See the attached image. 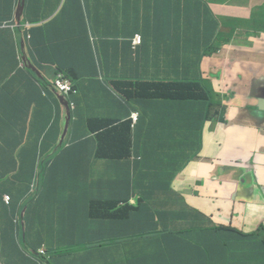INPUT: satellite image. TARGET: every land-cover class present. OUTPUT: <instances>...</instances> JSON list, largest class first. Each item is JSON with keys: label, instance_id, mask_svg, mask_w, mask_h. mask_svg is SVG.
Masks as SVG:
<instances>
[{"label": "crops", "instance_id": "0c3cea01", "mask_svg": "<svg viewBox=\"0 0 264 264\" xmlns=\"http://www.w3.org/2000/svg\"><path fill=\"white\" fill-rule=\"evenodd\" d=\"M46 1L26 0L24 8L31 17L50 15L56 9ZM141 1L139 24L124 27L111 12L96 24L105 31L98 72L89 62L79 66L83 40L62 41L59 27L43 22L26 26L24 14L18 24L17 0H0V14L11 20L0 26V165L11 155L25 159L6 169L31 178L28 189L39 196L29 212L37 219L26 224L29 235L45 232L49 249L39 263L11 233L0 237V264H264L263 236L255 234L264 224V0ZM62 27L83 29L72 18ZM135 33L141 43L134 46ZM59 64L80 84L68 95L75 107L60 144L66 111L52 88L65 73ZM114 73L155 85L131 100L125 85L110 83ZM181 83L189 84L170 91ZM215 111L226 121L215 120ZM113 125L129 129L126 160L97 152ZM116 139L118 146L124 138ZM3 180L0 222L3 195H13ZM142 182L151 193L143 211L129 216L138 221L99 220L112 216L91 205L97 198L133 203ZM46 210L56 217H44ZM148 217L180 218L155 230Z\"/></svg>", "mask_w": 264, "mask_h": 264}, {"label": "trees", "instance_id": "16d2710c", "mask_svg": "<svg viewBox=\"0 0 264 264\" xmlns=\"http://www.w3.org/2000/svg\"><path fill=\"white\" fill-rule=\"evenodd\" d=\"M20 0H17V3ZM41 4H50L52 5V8L56 9L55 12H53L50 15L39 13L36 17H31L30 14L27 11V8H25L24 11V22L33 24V23H39L43 22L48 25H55L59 28L57 29L60 37V40H71L74 42H78L81 38L84 42L85 47V55L81 58V61L79 63L80 68L86 63L89 62L93 66L92 68L95 69L96 65L99 64L101 61V53L100 48L97 42V39H99L103 33L104 30H100L96 28V24L101 21L108 20V17L105 15L108 12H111L112 17L115 21L121 22L124 27H129L130 25H137L139 24L142 16H145V14L141 11V8H143L144 3L141 0H47L44 3ZM137 9L134 11V9ZM57 10H60V14H57ZM10 15H4L0 14V23L6 21L10 22ZM73 19L74 22L78 23L79 25L83 26V29L77 33V31L73 30H66L62 26L68 19ZM24 26V25H23ZM19 29L16 30V32ZM30 31V30H29ZM121 34V33H119ZM30 43V39L28 41ZM216 49H212V52ZM59 69L64 71L65 74L75 83V92H71L73 96H76L78 93V87L80 84H77V77L74 75L71 71L66 69L62 64H59ZM93 71V70H92ZM90 73V72H88ZM110 83L113 85L116 89L124 90V85L129 89V93L131 95V100H137L138 98H145L142 96V91L148 90L147 95L151 94L150 90L152 89V86L155 85L152 82H147L146 85L138 83H127L122 79L121 77H118L116 73L110 78ZM163 86L167 85L166 83H161ZM189 83H181L176 84L175 87H173L170 91L171 92H178L180 90L181 86H188ZM161 88L162 91H164L165 88ZM165 94H168L165 92ZM212 108L216 109V102L213 100L211 103V110ZM214 119L217 120V116H220V119L223 121H226L224 116L219 114L217 111L214 112ZM121 131V132H120ZM116 133H121L123 135V140L120 145H115L117 139H116ZM129 129L128 127H123L122 129L115 127L113 125L111 128L107 129L106 131L101 133V143L100 146L97 149V152H99L100 158L105 159H113L115 158V161L117 160H126V158H129L130 156V142L128 140L129 136ZM46 165V162H44ZM31 178L24 182L23 184V190L20 193L23 195L25 192H27L29 188ZM150 190L145 189L144 186L140 187L139 189H136L133 193V199L134 202L131 204L128 199H117L115 202H113L110 205H104L105 200L101 198H97L93 204H91L94 207H101L102 213L109 212L107 215H110L112 217H102V214H100V219H111L113 221H116L119 226H127L131 224L133 221H138L140 217H129L131 213L137 214L138 212H142L144 207L147 203L146 196L150 195ZM37 194L34 192V195ZM33 195V196H34ZM38 195V194H37ZM31 196V198L33 197ZM20 197V196H19ZM13 198V203L11 202L9 205L5 206L6 211V217L7 219L2 221L0 223L1 230H3L2 234H0V237L8 236L11 231L19 230V222H14V218L17 217L21 213V210L24 205L19 206L18 199ZM32 201V200H31ZM30 201V202H31ZM120 201L123 203L120 204ZM110 208H113V211L110 212ZM129 208L130 213L123 217V215L126 213L127 209ZM29 205H27V210L25 212L24 221L37 219V213L35 212H29ZM151 221L156 223L158 227H161L162 230H168L171 229L174 224L177 223L180 217H170L166 221H162L158 217H148ZM262 234V245L264 247V225L260 227V229L255 234ZM48 242V237L46 236L44 231H40L38 233L29 235H26V239L24 244L31 248L34 252L38 251L39 247L43 243Z\"/></svg>", "mask_w": 264, "mask_h": 264}, {"label": "clouds", "instance_id": "9594fccd", "mask_svg": "<svg viewBox=\"0 0 264 264\" xmlns=\"http://www.w3.org/2000/svg\"><path fill=\"white\" fill-rule=\"evenodd\" d=\"M231 2V0H227V1H225V2H223V3H230ZM16 11V10H15ZM26 24V26H29V25H31V24H29V23H25ZM4 25H7V23H5V22H2V23H0V26H4ZM82 30V29H81ZM73 31H77L76 29L75 30H73ZM80 31V30H79ZM79 31H77V33H79ZM105 33V32H104ZM104 33H103V35L99 38V39H103L104 38ZM135 34H139V33H135ZM134 34V35H135ZM134 35H133V37H134ZM140 35V34H139ZM140 37H141V35H140ZM81 40H83L82 38L80 39V40H78V41H81ZM132 40H133V38H132ZM231 39H228V41L227 42H229ZM97 42H98V39H97ZM140 43H141V41H140ZM139 43V44H140ZM99 45V44H98ZM130 45L131 46H135V45H138V44H133L132 45V43L130 42ZM222 45H221V43H219L217 46H213V48L212 49H216L215 51H213V52H216L217 50H218V48H220ZM99 48H100V46H99ZM212 52V53H213ZM101 53V52H100ZM96 69H97V71L99 72V70H100V62H99V64H97L96 65V67H95ZM60 73H62L65 77H67L69 80H70V82H71V84H72V86L75 88V83L65 74V73H63V72H60ZM124 81H126L127 83H134L133 81H128V80H124ZM52 88H53V90L57 93V94H59L58 96L59 97H61V96H63V98H67L68 99V95H63V94H61L60 93V91L55 87V84L53 83V85H52ZM69 100V99H68ZM70 101V100H69ZM70 102H72V101H70ZM69 108H70V106H69ZM74 109V108H73ZM73 109H71L70 108V110L71 111H73ZM71 120H72V117H71ZM71 120H70V123H71ZM69 123V124H70ZM155 180H157L156 178H155ZM149 185L151 186V187H157L156 185H158L157 184V181H150L149 182ZM147 190V189H146ZM5 194H7V195H9L10 196V199L8 200V201H5L4 200V195ZM4 195H3V210H4V220H6L7 219V217H6V211H5V206L4 205H9L12 201H13V198H17V197H19V199H18V204H19V206H21V205H24L23 206V208H22V210L25 208V212H26V210H27V205H29V209H30V206L32 205V203L38 198V196L39 195H37V194H35L34 195V191L33 190H31V189H28L27 190V192L25 193V194H23V195H19V196H11L10 194H8V193H5ZM34 195V196H33ZM22 196L24 197V199H25V202H23V204H21L20 203V200H21V198H22ZM31 196H33L32 198H31ZM32 200V201H31ZM129 200V202H130V199H128ZM31 201V202H30ZM123 203V202H122ZM122 203H120V204H122ZM131 203V202H130ZM131 204H133V203H131ZM22 210H21V213L19 214V215H17V217H15L14 218V222H19V226H20V229L19 230H15V231H11L10 233H9V235L11 234V233H13L12 235H11V237H13L14 238V240H15V242H16V244L18 245V241H19V239H21V241H22V243H23V245H24V247L31 253V255H33L34 257H35V259L40 263V260L41 259H43L47 254H48V248L46 247V244L45 243H43L40 247H39V249H38V251H36V252H34L31 248H29V247H27L25 244H24V242H25V239H26V235L28 234V236H29V232H30V227L26 224L27 223V221H24V217H25V212H24V214L22 215ZM29 211V210H28ZM3 220V221H4ZM2 222V221H1ZM0 222V223H1ZM262 225H264V224H262ZM0 231L1 232H3V230H1V225H0ZM19 233H21L20 234V236H19ZM20 237V238H19Z\"/></svg>", "mask_w": 264, "mask_h": 264}, {"label": "rangeland", "instance_id": "374dc122", "mask_svg": "<svg viewBox=\"0 0 264 264\" xmlns=\"http://www.w3.org/2000/svg\"><path fill=\"white\" fill-rule=\"evenodd\" d=\"M215 1H219L218 3L221 4L223 2V0H215ZM60 10H57V14H60ZM215 37V36H214ZM19 56L21 59H23L24 61H26V57L25 55L20 51L19 49ZM214 83L216 85V79L214 80ZM215 89V88H214ZM216 94L217 91L213 93L214 95V101L216 102ZM263 153V152H262ZM264 154V153H263ZM18 162V163H23L25 162V159L21 156H16V155H11L10 157H8V159L5 161L4 165H0V176H4V180L2 181V185L8 188V191L11 192L13 195H16L18 193V190L20 188V185L28 180V176H25V174H18L16 171L14 170H8L6 169L7 167L10 166V163L12 162ZM8 170V171H7ZM97 177H100L102 174H93ZM141 186L145 185V182H142L140 184ZM14 201V200H13ZM12 201V203H13ZM44 217H56L55 216V212L54 211H49L46 210L44 213ZM161 227H158L155 230H160ZM155 230H151L149 232V235H154ZM146 235H143V237Z\"/></svg>", "mask_w": 264, "mask_h": 264}, {"label": "built area", "instance_id": "2783aa9c", "mask_svg": "<svg viewBox=\"0 0 264 264\" xmlns=\"http://www.w3.org/2000/svg\"><path fill=\"white\" fill-rule=\"evenodd\" d=\"M141 41V37L139 34H135L133 37V44H139ZM55 87L60 91L61 94L63 95H68L71 92H75L76 89L72 86L70 80L65 77L62 73H58L57 77L54 81ZM69 106L71 109H73L75 107V103L74 102H70L69 101ZM138 116V112H132L131 113V119L133 122L136 121ZM10 199V196L5 194L4 195V200L8 201Z\"/></svg>", "mask_w": 264, "mask_h": 264}, {"label": "water", "instance_id": "95a60500", "mask_svg": "<svg viewBox=\"0 0 264 264\" xmlns=\"http://www.w3.org/2000/svg\"><path fill=\"white\" fill-rule=\"evenodd\" d=\"M25 1L26 0H20L16 5L15 19H16L18 24H20L21 18L24 14ZM60 98L63 100L60 102L65 107L66 112H65V121H64L63 132H62L60 139L57 142L58 144H60L62 142V140L65 138L68 127H69V123L71 120V110L69 108V100L66 97L63 98V96H61ZM24 212H25V208L22 210V215L24 214Z\"/></svg>", "mask_w": 264, "mask_h": 264}]
</instances>
